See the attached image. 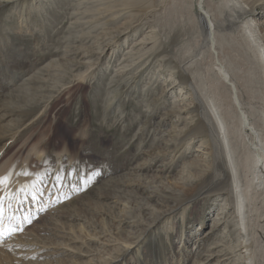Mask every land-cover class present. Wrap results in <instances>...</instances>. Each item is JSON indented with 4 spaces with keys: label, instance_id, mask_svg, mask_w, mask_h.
<instances>
[{
    "label": "bare ground",
    "instance_id": "1",
    "mask_svg": "<svg viewBox=\"0 0 264 264\" xmlns=\"http://www.w3.org/2000/svg\"><path fill=\"white\" fill-rule=\"evenodd\" d=\"M195 1L197 0L77 2L78 5L89 3L85 5L84 13H90V17H94L95 20L96 18L100 21L106 20L104 21L106 23L101 22L102 25L109 24L113 17L122 13L125 15L129 13L131 20L123 22V31L110 29V26L98 30L95 37L98 48L66 49V60L64 56L51 62L49 67L53 69L47 70V76L55 77L57 82L63 80L65 82H62L63 88L78 80L77 83L82 89L85 83H89L97 75L103 53L112 51L116 58L114 64L109 63L106 66V70L112 68L114 74L109 77L105 85L106 90L103 91L107 101L96 106L94 111L102 116V119L91 118L85 121L82 118L85 116L84 112L80 110L75 116L79 126L75 130L78 133L74 134L73 130L68 145L61 147L60 143H54L53 136L45 140L47 126L48 131L52 130L50 134H59L60 129L59 125L52 122L51 117L48 121L43 117L45 113L55 109L50 103L53 94H47L48 87L45 82L49 81V78L44 77L45 73L42 75V70L31 72L32 70L27 69V63H22L14 66L16 67L14 70H9L12 75L5 81L4 85L7 87L18 84L19 86L15 90L12 89V93L8 95H0V153L4 147L10 148L9 152L16 150L10 146L19 140L23 128H28L32 124L35 126L38 122L36 120L42 118L35 126L39 132L26 137L24 141L21 138L22 144L16 151V156L20 157L6 162L0 168V178L8 177L5 187L14 192L11 195L13 207L17 200L21 199L18 203V210L21 213L20 206L26 202L22 193L28 196L26 198L29 201L32 200L35 207L47 202V207L50 208V202L53 200V210L58 214L64 208L61 204L66 200L71 201L66 206L71 204L74 206L76 200H70L69 193L80 187L87 190L89 188L85 181L88 180L85 178L87 162L82 160V156L89 152L91 145L101 153L98 160L100 166L94 170L95 175H110L107 181L108 188L99 190L108 197L117 194L118 191L123 192V195L116 196L117 200L113 206L111 205L113 208L118 207V212L122 213L119 215V230L116 232L118 239L115 240L121 241L122 244L108 249L110 258H103L101 264H117L111 259L119 257L121 264H128V256H131L128 254H132L131 258L142 264L145 260L141 252L143 244L150 239L159 238L169 244L173 234L169 229H175V216L183 212L181 220L185 221L187 198L202 192L206 187L208 188L204 192L205 197L210 196L214 200L224 198L223 211L230 208V205L234 208L232 214L229 210L226 213L230 214L231 223L236 227L239 237L238 245L226 244L225 247L211 250L209 254L214 260L212 263H225L229 258L236 257L237 264H264V28L260 29L259 25L252 24L255 10L259 5L264 7V0H200L205 10L198 16L191 11ZM161 4H164V8L163 12L156 11L158 13L156 25L154 22L149 24L151 40H148V35L139 38L142 43L149 41L151 46L129 48L130 50L122 54L125 55L124 60L117 57L122 52L119 47L120 41L133 30L134 19L139 20L147 11H152L150 9ZM0 6L13 7L11 16L6 17L0 24V48L8 44L7 39H10L13 26H21L24 28L23 32L29 35L33 34L31 31L35 28L45 30L34 20L36 14L41 16V11L45 10V5L40 6L37 0H0ZM67 9L68 7H65L63 11L69 15ZM11 19L15 20L16 24L9 25ZM118 24L119 22L115 23ZM162 32H168L169 36L161 45L159 40L163 38L160 36ZM83 43H86L85 39ZM83 53L89 55L86 61H80L79 56ZM171 53L173 58L170 57ZM91 55L96 57L92 63ZM85 64H88L86 68L83 66ZM162 67L164 69L180 67L186 86L190 88L188 92L195 96L192 98L191 108L188 109L189 121L185 122L186 126L183 128H178L185 120L181 112L178 114L168 110V95L171 91L158 81L157 75L161 73ZM77 70H82L83 73L76 74ZM74 99L73 95H69L65 104L69 105L68 103ZM127 99L131 102H127ZM183 100H186L185 97ZM81 102L85 103L83 100ZM174 104L178 106L179 103L174 101ZM132 107L141 112L133 118L134 114L130 116ZM175 108L172 107L171 110ZM65 110L66 107L61 108L58 114L64 115ZM143 110L148 114H143ZM55 117L57 118V115ZM116 120L121 123L117 129L122 132V136L129 138L128 143L131 144L132 138H135L140 151L145 153L139 164L120 175L118 173V176L113 175L115 173L111 158L115 142L106 143L102 140V132L97 131L95 126L102 123L115 130ZM42 123L44 125L41 127ZM134 124L139 126L137 131L133 130ZM168 126L169 128L165 129ZM197 128L204 134L202 141L206 146L207 164L204 167L193 163L182 165L183 181L180 185L173 186L169 183L165 185L162 180L151 179L147 173L161 160L165 162L167 160L172 168L178 159H187L188 152L193 149L189 141L190 138L193 139ZM34 135L36 143H32L30 139ZM133 145L131 144L132 147ZM97 149L95 151H98ZM25 154L26 156L22 158ZM45 183L48 186L43 190L51 188L53 195L44 197L42 185L45 186ZM212 185L226 186L230 196L226 198L220 192H213ZM62 188L63 192L59 194L58 191ZM65 191L69 192L67 197H64ZM42 192L44 194L41 196ZM133 194L136 195L135 200L133 198L136 208L129 202H124L125 197H131ZM87 197L92 198L90 193ZM41 199L43 202H39ZM158 204H164L165 208H158ZM6 207L5 204V211H8L10 208L6 210ZM31 211L34 212V208ZM113 211H110V218L104 216L102 222L111 224V221H116L118 212ZM13 212L15 213V209H12ZM76 213L80 211L76 210ZM61 218L62 215H55L49 223ZM148 219L151 221L148 222ZM138 227L142 228V233H139L134 241L133 237L137 234L131 232L133 228ZM181 233L183 236L182 226ZM162 235L164 237H161ZM132 245L135 247L131 248ZM186 245L187 240L183 243V249L174 264H185V258L189 255ZM238 251L240 252L237 253ZM91 264L100 263L97 261Z\"/></svg>",
    "mask_w": 264,
    "mask_h": 264
},
{
    "label": "rangeland",
    "instance_id": "2",
    "mask_svg": "<svg viewBox=\"0 0 264 264\" xmlns=\"http://www.w3.org/2000/svg\"><path fill=\"white\" fill-rule=\"evenodd\" d=\"M37 1L38 3H40V6L45 5L44 9L46 11H41V16H43L44 18H42L39 14H36V18H34V20L41 26V28L43 27L45 30L40 31L39 29L35 28V30L31 31V33L33 32V34L29 35L23 32L24 28H21V26H13V31L10 34V39H7L8 44H6L3 48H0V95H8L19 86V84L12 85L11 87H7L4 85L5 81L10 77V75H12L10 71L16 68L14 66H19L22 63H27V69L29 68L28 70H32L31 72H38L42 70V75L45 73L46 75L44 74V77L49 78V81L45 82L48 87L47 94H53L50 103L55 106V109H53L52 112L45 113L43 117H45L46 121H48L51 117L52 122L60 126L59 134H50L52 130L50 129L48 131L47 126V138L45 140H47L50 136H53L54 143H60L61 147H63L69 144L72 138L73 130H75V128L78 129L79 127L78 121L75 116L79 113L80 110H83L84 112L85 116L82 118L85 121L91 120V118H97L98 120L102 119V116H99V114L95 113L94 111L97 108L96 106H100L107 101L105 100L106 95L103 93V91L105 92L106 90L105 85H107L106 83L109 81V77L114 74L112 72V68L107 71L106 66L109 63L114 64L116 58L115 55L113 56L112 51L103 53L101 55L97 75L94 79L90 80L89 83H85L82 89L77 83L78 80L71 83V85H65L63 88V80L57 82L55 77L51 78L49 75L47 76V72L53 69L52 67H49L51 62L53 60L55 61V59L59 57L64 58V56L66 60V49L71 48L70 50H74L75 48L83 49L88 47L98 48L95 42V37L98 30H101L106 26H110V29L114 28L123 31V22H129V20L131 19L129 13H126V15L125 13H122L121 15L113 17V21H110L109 24H104L106 23L104 22L106 20L103 19L100 21V19L98 18H96L95 20L94 17H90V13H84L86 10L85 5H89V3L78 5L77 2L79 0ZM51 2L53 3L49 5V3ZM118 2L120 3V1ZM188 6H190V4ZM65 7H68L67 11L70 12L69 15L67 13H64ZM160 8L162 9L160 10ZM163 8L164 4H161L158 7L150 9L152 11H147L144 16H141L139 20L138 18H132L135 20L133 30L121 39L119 47L122 49V52L117 57H120L121 60L123 58L125 59V55L122 56V54L130 50L129 48H134L137 46L141 47L142 45L146 47L151 46V43H149V41L148 43H142L140 39L148 35V40H151V35L149 34V32L151 31V27L149 24L154 22V24L156 25V14H158L156 11L163 12ZM12 9L13 7L0 6V24H2L6 17L11 16L10 12L12 11ZM204 10L205 8L203 7L202 2H200V0H197L194 2L191 11L194 15L198 16V14H203ZM253 18L254 21L253 23H251L253 25H259L260 29H263L264 7H261L259 5V7L255 10ZM30 21H32V19ZM102 21L104 22L103 25L105 26L102 25ZM116 22H119V24L115 25ZM13 23L16 24L15 20L12 19L8 22L9 25ZM87 30L90 31H88L90 34L87 32ZM160 36L161 38L163 37L161 40H159V44L162 45L163 41L169 36V34L168 32H162ZM155 38H157V35ZM84 39L86 43H83ZM215 52L216 54L218 53L217 50ZM69 56H71V53ZM91 56L92 57L90 59V62L92 63L93 61H95L96 57H93V55ZM79 57L80 61H86L89 58V55L83 53ZM170 57L173 58L172 53ZM206 60L208 61L209 58H207ZM187 61H189V59ZM90 62L88 63L89 65L91 64ZM88 64H85L83 66L86 68ZM85 68L83 70H85ZM181 70L182 69L180 67H177L175 69H164V67H162L160 70L161 73L157 75L159 77L158 81L160 83L162 82L161 84L166 86L167 90L171 91L170 95H168V110L178 114L181 112V116L185 119L184 122L179 124L178 128L185 127L187 121H189V119H187L188 109L191 108L192 98H195L192 93L188 92L190 88L186 86L187 84L185 81V77L182 75ZM75 73L78 74L83 72L82 70H77ZM171 73L175 75H172ZM59 87H62L63 89H60ZM69 95H73L75 101L72 100L70 103H68L69 105H66L65 101ZM184 97L186 100H183ZM81 99L85 103L81 102ZM174 101L179 103L178 106L174 104ZM72 102L73 104H71ZM127 102H131V100L127 99ZM64 107H66L67 111L65 110L64 115L61 116L60 114H58V111ZM172 107H176L175 109L177 111L175 109L171 110ZM135 109L136 108L134 107L130 108V110L132 111L130 116L134 114L132 118L136 116V114L141 113L140 111ZM143 114L146 115L148 113L146 112V110H143ZM56 115L57 118L55 117ZM39 119L36 120L38 121L36 122V124L42 120V118L40 120ZM112 121L114 122V119ZM116 122L117 125L115 127V130L102 123L95 124V126L97 131L102 132V140H104L106 143L115 142V147L114 149L112 148L111 155H113L111 156V158L112 168L115 173L113 175L118 176V173L120 175L124 171L126 172L131 167L139 164L142 161L141 159H143L145 153L140 151L138 144H136L137 142L135 138H132L131 144H134L133 147L130 143H128L129 138L122 136V132L117 129V126H121L120 121L116 120ZM44 123L41 124V127L44 125ZM138 124H134V131H137L139 129ZM128 125L132 124L128 123ZM35 126L32 124V126H29L28 128H23L19 140H17L15 143L13 142V144L10 146L13 147V149L16 148V150L9 152L10 148H3L4 150L0 153V168L6 162L20 157L18 155L16 156V151L22 144V142L20 141H24L26 137L39 132L40 130L36 129ZM168 128L169 126L165 129ZM197 129L198 130L195 131L193 139L190 138L189 142L193 149L192 151L188 152V157L186 160L178 159L175 164L172 165V168H170V163H168L167 160L166 162L161 160L151 171L147 173V175L149 174L148 176L151 179L162 180L165 185H168L169 183V185L175 186V184L180 185V183H182L183 181L182 167L185 163H193L194 165L199 164L204 167V165H206L208 162L207 151L205 149L206 146L202 141V137L204 136V134L202 133V130H199L200 128ZM64 133L66 134V136H63L65 135ZM73 133H78V131L75 130V132ZM30 139L32 143L37 142V139H35V135ZM91 147L93 150L90 149ZM91 147L88 149L89 152L82 156V160L88 163H85V178H88V180L85 181H87V184H89V188L87 190L84 189V187H80L79 189L71 193L65 191L64 197H67L69 193V196H71L70 200H76L74 202L76 204L74 206L72 204L66 206L67 203L71 202L69 200H66L61 204V207L63 206L64 208H61L62 211L60 214H58L57 211L54 212V208L52 205L53 200L50 202V208L47 207V202L46 204L40 203L39 207H35V204L32 202V200L29 201L28 198H26L27 195H23V193L22 197L25 196L24 201L26 202L24 203V205L20 206V213V211L18 210V203L21 201V199L17 200L15 207H13L11 199L13 198V196L11 195H13L14 192H10L9 190H7V187H5L6 184L0 185V197H6V210L10 208L8 211H5V214L19 217L24 229L22 232L18 231L13 236L5 238L2 242H0V264H5L6 262V264H91L92 262L94 263L97 261L101 264L103 258H110L108 249H112L115 246H118L117 244H122L121 241H118L120 243L115 242V240L118 239L116 232L117 230H119V215L122 213H119L120 211L118 212V207L113 208L112 206L117 200L116 196L123 195V192L118 191L117 194L111 195L109 197L102 194L103 189L108 186L107 181L109 180L110 175H95L94 170L98 169L100 166L98 160H100L101 153H99L100 151L95 146L91 145ZM96 149L98 151H95ZM125 151H127L128 153H126ZM113 152L116 153L114 154ZM25 156L26 154L23 155L22 158H24ZM158 174H160L162 177ZM105 176L107 178H105ZM47 186L48 185L46 183L45 186L42 185V190L44 189V187L45 189H47ZM207 188L208 187H206L205 190L203 189L204 191L202 190V192L200 191L199 193L193 194L189 198H187L188 205H185V207H187V212L184 213V215H186V220L183 222L181 220L183 212H180L175 216V224L173 223L175 225V229H169L171 232L173 231L171 242L169 244H167L166 241L161 238L150 239L146 241V244H143L141 252L143 253L145 260L142 261V264H153L154 262H159V264H174L175 260H177V258L179 257V254L183 249L182 245L186 242V240V249H188L187 254L189 253V255L185 258V264H213L212 262L214 260H212L209 254L211 250L225 247L226 244H239L238 233L235 230L236 227L233 225V223H231L232 218L230 217V214L226 213V211L229 210V212H231L232 214L234 208H232V206L230 205V208L223 211L224 205L222 201H224V198L214 200L210 196L205 197L206 194H204V192L207 190ZM211 188L215 193L220 192L223 197L228 198L230 196L228 188L226 186L224 187L223 185H219L217 187L216 185H212ZM99 189H102V191ZM52 191L53 190L51 188H49V190L47 191L43 190L45 194L42 192L41 196L42 194H44V197L53 195ZM62 192L63 188L58 191L59 194H62ZM89 193L90 196H92L91 199L87 197ZM96 193H100L99 195L101 197ZM94 196H96L97 198ZM133 198L135 200V194L128 198L125 197L124 202H129L131 205H133V208H136L137 205ZM92 199H94V201L96 202H94ZM39 202H43L42 199ZM41 205H43V207ZM157 207L165 208V205L158 204ZM33 208L37 214L34 213L35 211H31ZM12 209H15V213H12ZM76 210H79L80 213L77 214ZM113 210L118 212L116 213V215L118 216L116 218L118 220L116 219V221H111V224L110 222H102L104 216L110 218V211L114 212ZM74 213L75 216H73ZM225 213L227 214V217H225ZM55 215H62V218L54 221L53 223H49L52 217H55ZM25 218L30 219L31 223L24 224L23 221ZM149 221H151V219H148V222ZM15 225L16 221L12 220L11 224L8 226L13 227ZM84 225L86 226V228L84 227ZM162 225L163 224H161V226ZM181 226L184 230L183 236L181 235ZM132 233L137 234L136 237H133L135 241L137 237L142 233V228H133L131 234ZM127 234L129 233L127 232ZM161 237H164V235H162ZM134 247L135 245H132L131 248ZM239 252L240 251H238L237 253ZM122 254L123 253L121 252L120 255ZM128 255L132 256V254ZM131 256H128V264H138L137 260L132 259ZM6 258L9 260H7ZM120 259L121 257L111 260L113 262L116 261L117 264H121ZM236 261L237 258L232 257L229 258L227 262H220L219 264H237ZM222 262H224V260H222Z\"/></svg>",
    "mask_w": 264,
    "mask_h": 264
},
{
    "label": "snow or ice",
    "instance_id": "3",
    "mask_svg": "<svg viewBox=\"0 0 264 264\" xmlns=\"http://www.w3.org/2000/svg\"><path fill=\"white\" fill-rule=\"evenodd\" d=\"M7 181V176L0 178V184H5L7 183ZM5 201L6 197H0V242H2L5 238L13 236L18 231L22 232L24 230L19 217H14L5 214ZM12 220L16 221V225L14 227H9L8 225L11 224ZM23 223H31V220L25 218Z\"/></svg>",
    "mask_w": 264,
    "mask_h": 264
}]
</instances>
